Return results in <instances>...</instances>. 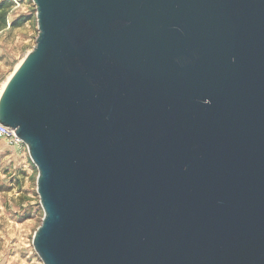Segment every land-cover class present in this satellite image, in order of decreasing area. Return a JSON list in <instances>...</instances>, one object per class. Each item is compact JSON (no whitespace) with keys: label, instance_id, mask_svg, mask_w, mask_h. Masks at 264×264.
<instances>
[{"label":"water","instance_id":"water-1","mask_svg":"<svg viewBox=\"0 0 264 264\" xmlns=\"http://www.w3.org/2000/svg\"><path fill=\"white\" fill-rule=\"evenodd\" d=\"M33 1L0 123L39 261L264 264V0Z\"/></svg>","mask_w":264,"mask_h":264},{"label":"rangeland","instance_id":"rangeland-1","mask_svg":"<svg viewBox=\"0 0 264 264\" xmlns=\"http://www.w3.org/2000/svg\"><path fill=\"white\" fill-rule=\"evenodd\" d=\"M6 1L14 6L7 16L8 26L0 30V84L8 81L33 50L39 35L34 1ZM38 176L29 155L0 140V264H43L33 245L45 216Z\"/></svg>","mask_w":264,"mask_h":264},{"label":"built area","instance_id":"built-area-1","mask_svg":"<svg viewBox=\"0 0 264 264\" xmlns=\"http://www.w3.org/2000/svg\"><path fill=\"white\" fill-rule=\"evenodd\" d=\"M6 83L0 84V95L5 88ZM0 140H5L8 144L20 151L23 155H29L28 148L24 142L17 136L15 129L9 128L0 123Z\"/></svg>","mask_w":264,"mask_h":264},{"label":"trees","instance_id":"trees-1","mask_svg":"<svg viewBox=\"0 0 264 264\" xmlns=\"http://www.w3.org/2000/svg\"><path fill=\"white\" fill-rule=\"evenodd\" d=\"M14 3L11 1L0 0V30L8 26V13L12 9ZM16 23H12V26Z\"/></svg>","mask_w":264,"mask_h":264}]
</instances>
